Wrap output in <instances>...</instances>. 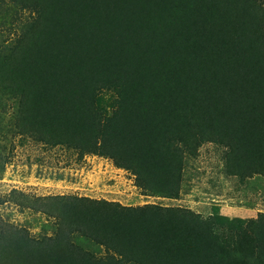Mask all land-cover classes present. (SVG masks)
I'll list each match as a JSON object with an SVG mask.
<instances>
[{
  "label": "trees",
  "instance_id": "1",
  "mask_svg": "<svg viewBox=\"0 0 264 264\" xmlns=\"http://www.w3.org/2000/svg\"><path fill=\"white\" fill-rule=\"evenodd\" d=\"M262 4L0 0V25L17 33L0 46V176L11 135L112 158L170 199L206 143L238 185L264 176ZM10 193L44 223L33 235L0 218V264H264V211Z\"/></svg>",
  "mask_w": 264,
  "mask_h": 264
},
{
  "label": "rangeland",
  "instance_id": "2",
  "mask_svg": "<svg viewBox=\"0 0 264 264\" xmlns=\"http://www.w3.org/2000/svg\"><path fill=\"white\" fill-rule=\"evenodd\" d=\"M264 6V0H262ZM21 19H14L19 31ZM29 20H25L27 23ZM0 25V46L17 33ZM9 33V34H8ZM12 145L6 153L9 160L0 176V218H9L38 235L44 215L21 208L6 200L13 189L37 198L48 195L75 194L118 201L123 205L161 204L191 208L204 216L212 205L219 204L221 212L229 216L255 217L264 211V176L255 175L238 185L237 177L223 173L224 149L206 143L199 155L186 166L183 192L178 198H167L145 192L137 184L130 170L116 166L112 158L85 155L65 148L48 147L29 141L21 143L18 136L9 137ZM238 185V186H237ZM5 200V201H4Z\"/></svg>",
  "mask_w": 264,
  "mask_h": 264
}]
</instances>
